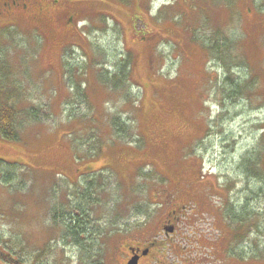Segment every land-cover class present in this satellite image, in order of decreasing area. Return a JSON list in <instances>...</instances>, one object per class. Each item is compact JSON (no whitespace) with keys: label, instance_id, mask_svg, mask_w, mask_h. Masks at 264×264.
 <instances>
[{"label":"rangeland","instance_id":"obj_1","mask_svg":"<svg viewBox=\"0 0 264 264\" xmlns=\"http://www.w3.org/2000/svg\"><path fill=\"white\" fill-rule=\"evenodd\" d=\"M23 1L0 16V251L120 264L174 208L163 264H264V0Z\"/></svg>","mask_w":264,"mask_h":264},{"label":"flooded vegetation","instance_id":"obj_2","mask_svg":"<svg viewBox=\"0 0 264 264\" xmlns=\"http://www.w3.org/2000/svg\"><path fill=\"white\" fill-rule=\"evenodd\" d=\"M14 9H18V13L15 14L16 11ZM27 10V3L23 0H0V16H9L12 15H18L20 16L23 12L22 10ZM22 12V13H21ZM9 14V15H8ZM10 15V16H12ZM28 15L29 18H33V16L37 17L33 13H30ZM39 16V15H38ZM164 192H160V194ZM174 196V194H171ZM171 205L176 206V202H174L173 199ZM161 205H164L165 202L160 203ZM185 217L188 215L187 213H184ZM183 217V214L176 215V210L174 208H171L167 211V214L165 216V220L163 222V228L162 231H160L157 235L153 236L152 239H148L147 241L143 243H137L135 245L125 243L123 248H121L120 252L123 253L122 261L120 264H129V261L132 258L137 259V264H163V257L158 258L154 254V250H162L163 255L166 254L168 257V251L169 248L167 247L170 243L175 240V237L178 235L179 232V222L181 221V218ZM164 229V231H163ZM119 235V234H118ZM122 237V236H120ZM162 243H165V246H162ZM168 251H167V250ZM154 255L155 258L152 260L150 257ZM150 258V259H149ZM169 258V257H168ZM179 262H171L169 261L168 264H178ZM103 264V263H102Z\"/></svg>","mask_w":264,"mask_h":264},{"label":"trees","instance_id":"obj_3","mask_svg":"<svg viewBox=\"0 0 264 264\" xmlns=\"http://www.w3.org/2000/svg\"><path fill=\"white\" fill-rule=\"evenodd\" d=\"M126 77H130V74H125ZM11 101L8 99H3V104L0 106V134L9 140H18L20 138L18 129L15 125V119L17 116V111L15 108L10 104ZM77 219L74 217L73 221L69 224V230L72 231V233L76 234L78 232V225H80V222H78L77 225ZM80 220V219H78ZM83 226V225H82ZM84 227V226H83ZM83 230V229H82ZM0 256L3 258H6L8 260H13V262L19 264V260H17L15 257H13L11 254H8L4 251H0ZM99 264H102V262H99Z\"/></svg>","mask_w":264,"mask_h":264},{"label":"water","instance_id":"obj_4","mask_svg":"<svg viewBox=\"0 0 264 264\" xmlns=\"http://www.w3.org/2000/svg\"><path fill=\"white\" fill-rule=\"evenodd\" d=\"M129 264H137V259L134 257L129 261Z\"/></svg>","mask_w":264,"mask_h":264}]
</instances>
